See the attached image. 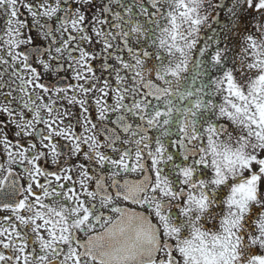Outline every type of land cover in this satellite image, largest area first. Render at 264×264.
Returning a JSON list of instances; mask_svg holds the SVG:
<instances>
[{
  "label": "snow or ice",
  "instance_id": "snow-or-ice-1",
  "mask_svg": "<svg viewBox=\"0 0 264 264\" xmlns=\"http://www.w3.org/2000/svg\"><path fill=\"white\" fill-rule=\"evenodd\" d=\"M0 14V63L27 97L0 104V264H264V0Z\"/></svg>",
  "mask_w": 264,
  "mask_h": 264
},
{
  "label": "flooded vegetation",
  "instance_id": "flooded-vegetation-1",
  "mask_svg": "<svg viewBox=\"0 0 264 264\" xmlns=\"http://www.w3.org/2000/svg\"><path fill=\"white\" fill-rule=\"evenodd\" d=\"M223 2H227V0H223ZM22 11L25 12V15L23 17H21L22 19H26L29 21V24H31V17L27 15L26 10ZM3 16L2 14H0V48H3V39H6L7 37H5L3 35ZM25 34L26 35H31L34 38L36 37V29L33 27L31 28V30H25ZM0 55H3V52L0 51ZM5 59H8L11 63V60L9 57L5 56ZM33 66H37V65H33ZM38 67V66H37ZM38 70H40L42 72L41 69L38 68ZM14 71V68L9 67L8 65H5L3 63H0V104H5L7 103L9 100H11V97H5L4 93H7L8 91L15 89V91L12 92V95L14 97H16V100L12 102L11 107L16 108L17 110H20L21 108V104L20 101L21 99H27L26 96H23V94L20 92L18 84L19 81L18 79L12 74ZM25 78L28 77V73L25 72L24 73ZM60 77H64L63 79H61ZM16 81L15 83H13V81ZM41 83H45L47 84H52V83H57L59 86L61 87H66L68 84H75L76 81L72 79V74L71 72L68 73H64L61 72L59 74V76H50L47 74H43L41 75ZM81 83H83V81H81ZM25 88L28 92H33V89L31 86H27L25 85ZM40 94L43 95V93L41 92L40 89H36L34 94ZM72 92L69 91L68 92V96H71ZM45 100H47V97H45ZM90 106H92V111H91V115L93 116V118L95 117V108L94 105H92V101H89ZM57 106L61 107V110H63L64 108H67L68 110H70L72 113L78 115L80 113V108L79 105L76 106H72L69 105L67 103V100H58L57 101ZM29 116L31 114H28ZM42 115L46 116V112H42ZM0 116H3V114H0ZM4 119L6 120L7 117H4ZM66 123L68 122L67 120L65 121ZM73 124H75V119L73 118L72 120ZM82 129L77 125L76 126V131L80 132ZM7 131L9 133V138L12 139L13 141L16 139L15 138V128L11 125L8 126ZM60 143H64V141H60ZM2 148H0V153H2ZM4 161L2 159H0V163H3ZM4 215H9V213L7 211H0V217L4 216ZM0 223H3L2 221H0Z\"/></svg>",
  "mask_w": 264,
  "mask_h": 264
}]
</instances>
